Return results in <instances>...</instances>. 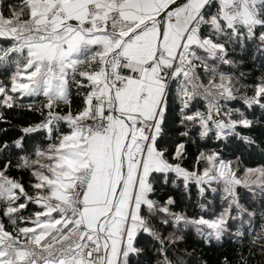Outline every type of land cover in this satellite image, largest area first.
I'll return each mask as SVG.
<instances>
[{
	"label": "snow or ice",
	"instance_id": "snow-or-ice-1",
	"mask_svg": "<svg viewBox=\"0 0 264 264\" xmlns=\"http://www.w3.org/2000/svg\"><path fill=\"white\" fill-rule=\"evenodd\" d=\"M0 264H264V0H0Z\"/></svg>",
	"mask_w": 264,
	"mask_h": 264
},
{
	"label": "trees",
	"instance_id": "trees-1",
	"mask_svg": "<svg viewBox=\"0 0 264 264\" xmlns=\"http://www.w3.org/2000/svg\"><path fill=\"white\" fill-rule=\"evenodd\" d=\"M207 251V250H206ZM209 254H211L210 252H209Z\"/></svg>",
	"mask_w": 264,
	"mask_h": 264
}]
</instances>
